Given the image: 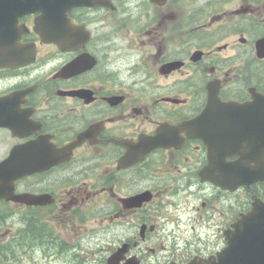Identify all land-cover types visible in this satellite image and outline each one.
<instances>
[{"label": "flooded vegetation", "instance_id": "flooded-vegetation-1", "mask_svg": "<svg viewBox=\"0 0 264 264\" xmlns=\"http://www.w3.org/2000/svg\"><path fill=\"white\" fill-rule=\"evenodd\" d=\"M263 136L264 0H0V264L264 260Z\"/></svg>", "mask_w": 264, "mask_h": 264}, {"label": "water", "instance_id": "water-1", "mask_svg": "<svg viewBox=\"0 0 264 264\" xmlns=\"http://www.w3.org/2000/svg\"><path fill=\"white\" fill-rule=\"evenodd\" d=\"M264 142V136H263ZM2 166L0 165V197L8 196L12 191V182L14 177H4L1 173ZM234 178L233 185L235 188L240 184H249L254 181L251 178V171L245 168L242 162H236L233 166ZM236 182V183H235ZM257 246V248H256ZM233 257L232 264H264L260 261L258 256V242L252 241L251 239L239 238L233 241ZM124 249H118L115 253L107 258V264H117L120 258L119 253L123 252Z\"/></svg>", "mask_w": 264, "mask_h": 264}, {"label": "rangeland", "instance_id": "rangeland-1", "mask_svg": "<svg viewBox=\"0 0 264 264\" xmlns=\"http://www.w3.org/2000/svg\"><path fill=\"white\" fill-rule=\"evenodd\" d=\"M114 225L108 227L107 225H104L101 229L102 231V239L100 240V255H106L107 251L110 250V248L115 246L116 241H113L111 237V231L114 229ZM7 264H16V260L8 261ZM47 261H40V264H46Z\"/></svg>", "mask_w": 264, "mask_h": 264}]
</instances>
